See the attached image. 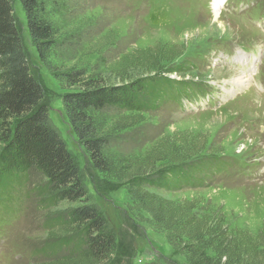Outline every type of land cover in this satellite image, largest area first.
Masks as SVG:
<instances>
[{
    "label": "rangeland",
    "instance_id": "rangeland-1",
    "mask_svg": "<svg viewBox=\"0 0 264 264\" xmlns=\"http://www.w3.org/2000/svg\"><path fill=\"white\" fill-rule=\"evenodd\" d=\"M13 5L31 69L46 91L51 122L86 171L88 157L62 112L63 90L39 62L20 4L14 1ZM253 5H241L239 0H225L220 8L213 0H62L51 10L62 30L74 33L78 40L72 43L77 51L68 64L77 60L95 65L114 85L146 79L152 91L146 97L151 106L147 110L132 112L129 118L127 113L117 116L114 108L106 114V126L119 120L130 124L113 133L111 151L143 159L158 153L171 155L176 148L197 150L181 153L183 161L157 162L144 173L146 179L169 182L173 178L168 174L164 180L163 173L183 165L178 171L184 172L175 179L178 187L151 183L143 189L178 203L177 212L185 213L191 205L195 218L204 213L215 216L259 245L264 244V0ZM245 52L250 54L239 58ZM158 54L165 58L158 69H151ZM211 155L227 163L213 175L210 169L204 175L209 161L202 158ZM231 156H241V163H232ZM190 174L201 178V184H187L185 176ZM87 178L91 200L100 205L118 244L129 248L114 259L121 258L122 264H186L182 248L167 242L161 225L150 223L146 213H141V220L132 214L127 182L102 187L105 193H97L96 178L90 173ZM31 181L16 187L11 196L0 197V264L72 260L67 248L55 255L57 261L35 257L36 248L52 241L55 234V228L46 226L47 220L67 205L39 208L32 188L44 180L31 174ZM205 254L214 256L211 250Z\"/></svg>",
    "mask_w": 264,
    "mask_h": 264
},
{
    "label": "trees",
    "instance_id": "trees-1",
    "mask_svg": "<svg viewBox=\"0 0 264 264\" xmlns=\"http://www.w3.org/2000/svg\"><path fill=\"white\" fill-rule=\"evenodd\" d=\"M14 1L20 4L39 62L63 90L59 97L62 112L88 157L86 171L64 136L51 122L46 91L32 71L23 46ZM61 1L0 0V197L7 198L16 187L32 183V174L44 180L32 188L39 208L47 209L61 203L67 205L56 218L47 220L46 226L55 228V234L52 241L48 240L36 248L35 254L38 256L35 257L39 261H55V255L61 248H67L72 260L64 257L56 260V264H122L121 258L116 260L114 257L124 254L129 248L118 244L115 231L100 205L91 200L87 189V176L90 173L97 180V193H105L102 187L106 189L117 182H127L131 190L132 214L141 220V213H146L151 219L150 223L161 225L167 242L173 248H182L180 255L185 258L186 264H212L222 259L220 264H264V244L257 245L256 240L252 242L248 234L229 227L212 215L204 213L195 218V207L191 205L185 213L177 212L175 206L178 203L143 189V186L151 183L170 189L178 187L175 179L176 175L184 172L178 171L183 165L163 173L164 180H167L168 174L173 178L169 182L146 179L144 173L157 162L183 161L181 153H197L193 146L182 150L176 148L166 156L158 153L155 158H150L145 155L143 159L111 151L113 133L127 129L130 124H122L119 120L114 125L106 126V114L114 108L117 116L127 113L125 118H129L134 115H131L132 112L145 111L151 107L146 97L152 91L146 79L138 78L114 85L109 84L103 70L95 65L77 60L68 64L77 51L72 43L78 40L74 33L63 31L52 17L54 13L51 8ZM68 51L73 54L66 55ZM158 56L154 58L156 64H150L151 69H158L159 62L165 58L160 54ZM151 80L149 82L154 83L157 78ZM231 157L241 159V156ZM202 159L209 161L205 164L207 169L204 175L209 169L213 175L226 162L217 155ZM194 167H197L196 163ZM190 175L185 176L187 184H201V178ZM27 190L25 193L29 192ZM245 237L248 238L247 243ZM207 250H211L214 256L208 258L205 254ZM257 258L260 260L257 261Z\"/></svg>",
    "mask_w": 264,
    "mask_h": 264
},
{
    "label": "bare ground",
    "instance_id": "bare-ground-1",
    "mask_svg": "<svg viewBox=\"0 0 264 264\" xmlns=\"http://www.w3.org/2000/svg\"><path fill=\"white\" fill-rule=\"evenodd\" d=\"M222 4V3H221ZM215 5L220 7L218 0H215ZM219 15V14H218ZM239 81V80H238ZM242 82V81H241ZM255 102V101H254ZM260 101H256L255 103L259 104ZM257 106V105H256Z\"/></svg>",
    "mask_w": 264,
    "mask_h": 264
}]
</instances>
